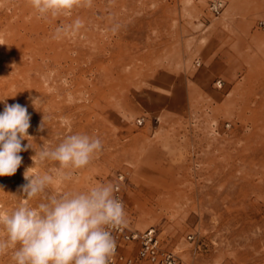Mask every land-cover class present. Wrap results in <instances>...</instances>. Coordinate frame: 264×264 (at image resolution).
I'll list each match as a JSON object with an SVG mask.
<instances>
[{
    "label": "rangeland",
    "instance_id": "rangeland-1",
    "mask_svg": "<svg viewBox=\"0 0 264 264\" xmlns=\"http://www.w3.org/2000/svg\"><path fill=\"white\" fill-rule=\"evenodd\" d=\"M86 16L89 56L80 59L83 73L70 74L83 84L30 121L33 148L19 153L15 175L0 176V206H18L35 150L86 133L101 150L48 193L114 184L123 172L126 224L155 227L177 264H264V128L255 125V115L264 120V0H92ZM11 25L0 23V43L18 29ZM48 74L39 66L29 73L37 89L26 103L40 105L38 89L56 91ZM253 134L263 139L247 144ZM0 264H13L11 250Z\"/></svg>",
    "mask_w": 264,
    "mask_h": 264
},
{
    "label": "clouds",
    "instance_id": "clouds-1",
    "mask_svg": "<svg viewBox=\"0 0 264 264\" xmlns=\"http://www.w3.org/2000/svg\"><path fill=\"white\" fill-rule=\"evenodd\" d=\"M38 18L67 14L74 6H91L92 0H29ZM81 25L80 20L75 26ZM63 29L56 30L57 38ZM2 44V43H0ZM14 97V96H12ZM0 113V176H13L22 163V151L33 148L28 135L30 114L19 103L6 99ZM35 103V102H34ZM45 126V118L41 130ZM28 140L22 146V141ZM102 148L98 137L72 133L54 147L43 144L24 172L20 202L8 211L0 206V255L11 250L13 264H111L116 243L113 230L126 222L123 202L112 183L85 190L48 193L56 183L90 165ZM57 162L58 167L40 171L37 165ZM0 191H3L0 186ZM40 198L35 205L31 201Z\"/></svg>",
    "mask_w": 264,
    "mask_h": 264
},
{
    "label": "bare ground",
    "instance_id": "bare-ground-1",
    "mask_svg": "<svg viewBox=\"0 0 264 264\" xmlns=\"http://www.w3.org/2000/svg\"><path fill=\"white\" fill-rule=\"evenodd\" d=\"M3 1L6 3L0 7V23L6 22L12 24L13 28L18 27V29L11 30L12 33H9L11 37L4 39L0 44V100L6 99L7 104L12 105L19 103L18 99L22 97L26 99L27 96L31 95L37 87L34 85L35 79L29 73L34 71L36 66H39L40 69L41 67L48 69L50 85L56 90L51 94H43L40 89L36 90L39 91L37 100L40 101V105L37 107L33 106L31 102L26 103L24 98L21 99L23 102L20 101L19 104H24L27 107L31 121L41 115L43 106H58L60 101L71 100L73 92H75L71 86L83 84L82 76H70V74L77 67H80V71L83 73L79 64L80 59L89 56V42L87 41L89 37L86 38L89 28L82 25L75 26L76 20L89 24V17H85L89 13V6H74L67 14L48 15L47 18L43 19L38 18L30 6L29 0ZM49 24H51V28L48 27ZM58 28L63 29V31L57 38L56 30ZM28 33L34 36L31 37ZM22 53L30 56V61H22L16 58ZM51 68L56 74L50 73ZM68 77L69 80H67ZM58 78H66V82L57 84ZM60 89L63 90L62 93L59 91ZM22 92L27 94L23 95ZM18 93L23 96L19 97ZM2 108L4 109V102H0V109ZM53 113L52 115H54ZM255 114L257 111L253 116ZM255 121L258 122H255L257 127L259 124L264 128V120L255 115ZM30 129L29 127L28 130ZM259 139H263L261 134H253L247 138L246 143H254Z\"/></svg>",
    "mask_w": 264,
    "mask_h": 264
},
{
    "label": "built area",
    "instance_id": "built-area-1",
    "mask_svg": "<svg viewBox=\"0 0 264 264\" xmlns=\"http://www.w3.org/2000/svg\"><path fill=\"white\" fill-rule=\"evenodd\" d=\"M264 24V21L262 22ZM125 180L123 172L118 173L113 184L116 188V196L124 203L122 184ZM116 250L111 264H135L137 261H149L153 264H177L178 257L175 252L161 246L155 227H149L144 231L133 230L126 222L113 230ZM132 242L139 244L135 254H127L123 248Z\"/></svg>",
    "mask_w": 264,
    "mask_h": 264
}]
</instances>
